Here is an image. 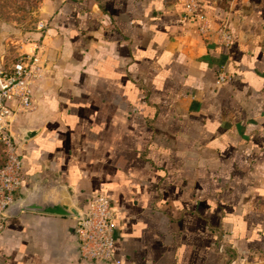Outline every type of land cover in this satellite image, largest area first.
<instances>
[{
	"label": "crops",
	"instance_id": "crops-1",
	"mask_svg": "<svg viewBox=\"0 0 264 264\" xmlns=\"http://www.w3.org/2000/svg\"><path fill=\"white\" fill-rule=\"evenodd\" d=\"M194 1L44 0L18 51L42 67L18 119L38 130L16 138L20 193L40 179L86 205L104 194L121 264L264 256V0ZM76 225L9 217L0 264H99L82 258Z\"/></svg>",
	"mask_w": 264,
	"mask_h": 264
},
{
	"label": "built area",
	"instance_id": "built-area-1",
	"mask_svg": "<svg viewBox=\"0 0 264 264\" xmlns=\"http://www.w3.org/2000/svg\"><path fill=\"white\" fill-rule=\"evenodd\" d=\"M188 12H194L195 1L183 0ZM200 31H206L205 22ZM226 24L214 32L216 42L228 45L232 33ZM39 58L36 53H22L10 63H0V232L9 218L4 210L21 192L25 182L22 162L17 153L20 116L27 112L33 103L34 82L41 75ZM226 80L219 73V84ZM85 219L77 220L75 235L82 258L99 264H121L114 253L113 212L108 198L101 193L90 197L85 209Z\"/></svg>",
	"mask_w": 264,
	"mask_h": 264
},
{
	"label": "water",
	"instance_id": "water-1",
	"mask_svg": "<svg viewBox=\"0 0 264 264\" xmlns=\"http://www.w3.org/2000/svg\"><path fill=\"white\" fill-rule=\"evenodd\" d=\"M18 132L22 142L33 138L38 130L19 127ZM24 212L42 213L61 217L85 219V209L72 196L67 185L58 181L34 180L32 186L20 193L14 201L5 208L8 217H17Z\"/></svg>",
	"mask_w": 264,
	"mask_h": 264
},
{
	"label": "rangeland",
	"instance_id": "rangeland-1",
	"mask_svg": "<svg viewBox=\"0 0 264 264\" xmlns=\"http://www.w3.org/2000/svg\"><path fill=\"white\" fill-rule=\"evenodd\" d=\"M44 0H0V63H10L21 53L22 44L39 27ZM250 264V263H247ZM251 264H264V256Z\"/></svg>",
	"mask_w": 264,
	"mask_h": 264
},
{
	"label": "trees",
	"instance_id": "trees-1",
	"mask_svg": "<svg viewBox=\"0 0 264 264\" xmlns=\"http://www.w3.org/2000/svg\"><path fill=\"white\" fill-rule=\"evenodd\" d=\"M80 204L82 205V207H83L84 209L87 208V205L84 203V201H81Z\"/></svg>",
	"mask_w": 264,
	"mask_h": 264
}]
</instances>
